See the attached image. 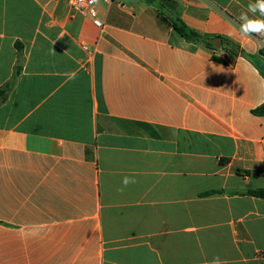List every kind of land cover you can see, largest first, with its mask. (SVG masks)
<instances>
[{
  "label": "crops",
  "instance_id": "obj_1",
  "mask_svg": "<svg viewBox=\"0 0 264 264\" xmlns=\"http://www.w3.org/2000/svg\"><path fill=\"white\" fill-rule=\"evenodd\" d=\"M250 3L0 0V264H264Z\"/></svg>",
  "mask_w": 264,
  "mask_h": 264
},
{
  "label": "clouds",
  "instance_id": "obj_2",
  "mask_svg": "<svg viewBox=\"0 0 264 264\" xmlns=\"http://www.w3.org/2000/svg\"><path fill=\"white\" fill-rule=\"evenodd\" d=\"M252 13L253 17H249L248 13ZM259 14L258 16L256 14ZM264 0H255V3L248 5V11L241 13L240 16V33L242 37H251L253 34L258 37H264ZM135 180L129 177H124L119 191H123L129 183H134ZM213 264H220L219 258L213 261Z\"/></svg>",
  "mask_w": 264,
  "mask_h": 264
},
{
  "label": "trees",
  "instance_id": "obj_3",
  "mask_svg": "<svg viewBox=\"0 0 264 264\" xmlns=\"http://www.w3.org/2000/svg\"><path fill=\"white\" fill-rule=\"evenodd\" d=\"M171 23H172V26L176 29V31L188 42L204 44L210 48H214V45L210 42L209 39L205 38L204 36L190 29L180 19L172 20ZM8 88L10 87L7 86L6 89ZM3 93H4V90H0V96H2ZM254 114L264 116V104L260 106L259 108H257L256 110H254ZM213 193L214 192H208L204 195H211ZM247 194L264 200V188L250 190L247 192Z\"/></svg>",
  "mask_w": 264,
  "mask_h": 264
},
{
  "label": "built area",
  "instance_id": "obj_4",
  "mask_svg": "<svg viewBox=\"0 0 264 264\" xmlns=\"http://www.w3.org/2000/svg\"><path fill=\"white\" fill-rule=\"evenodd\" d=\"M97 0H68L69 5L78 13L88 15L92 18L94 25L99 28H104V21L99 16V12L96 7ZM105 3H110L112 0H101Z\"/></svg>",
  "mask_w": 264,
  "mask_h": 264
},
{
  "label": "water",
  "instance_id": "obj_5",
  "mask_svg": "<svg viewBox=\"0 0 264 264\" xmlns=\"http://www.w3.org/2000/svg\"><path fill=\"white\" fill-rule=\"evenodd\" d=\"M211 43L214 45L215 48L220 49L222 45V39L221 38H216L211 41Z\"/></svg>",
  "mask_w": 264,
  "mask_h": 264
}]
</instances>
